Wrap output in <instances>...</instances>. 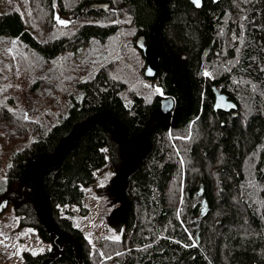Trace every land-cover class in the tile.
<instances>
[{"label":"trees","instance_id":"16d2710c","mask_svg":"<svg viewBox=\"0 0 264 264\" xmlns=\"http://www.w3.org/2000/svg\"><path fill=\"white\" fill-rule=\"evenodd\" d=\"M142 155L121 239L92 248L59 207ZM2 202L50 244L20 264H264V0H0Z\"/></svg>","mask_w":264,"mask_h":264},{"label":"rangeland","instance_id":"374dc122","mask_svg":"<svg viewBox=\"0 0 264 264\" xmlns=\"http://www.w3.org/2000/svg\"><path fill=\"white\" fill-rule=\"evenodd\" d=\"M53 16L56 22L57 17L68 22L67 17L60 15L57 11ZM155 84L156 81L153 82V90ZM76 96L80 100L79 90L76 91ZM48 107L51 108V104ZM116 177L113 166L109 163L94 171L93 183L82 187L84 194L82 208L85 209V214H81L82 208L74 204L59 207L60 215L68 218L74 227L83 232L92 248H95L105 238L120 240L122 237L124 227L120 226L116 229L110 221L113 211L119 206L118 201L109 193H97V189L108 186ZM49 248L50 244L40 240L35 229L18 227V216L14 215L11 205L0 213V264H20V254L23 251L35 255Z\"/></svg>","mask_w":264,"mask_h":264},{"label":"water","instance_id":"95a60500","mask_svg":"<svg viewBox=\"0 0 264 264\" xmlns=\"http://www.w3.org/2000/svg\"><path fill=\"white\" fill-rule=\"evenodd\" d=\"M194 7L200 8L202 6V0H199V6L193 2V0H189ZM218 0H212L213 3H216ZM135 47L140 51L142 57L145 60V67L143 70V74L146 78H152L155 75L156 69L158 68V63L160 60L159 54L157 50L150 44H147L143 36H138L135 40ZM157 92V91H156ZM159 94V92H157ZM215 98L212 103L213 110H222L225 112H234L236 109V105L233 101L228 100L225 94L221 93L218 90L214 92ZM162 96V95H161ZM163 98L160 101V109L164 114L171 113L174 109L173 99L167 96H162ZM236 115V112L233 113ZM145 155V153H144ZM144 155L140 156L134 163L130 166L125 167L120 173H118L115 182H114V192L117 196V201L119 206L113 211L112 216L113 219L122 222L125 218L129 207V201L125 196V190L128 186V181L132 173H134L141 159ZM199 190L198 192H200ZM203 202V201H202ZM7 202H2L0 204V213L4 211L7 207Z\"/></svg>","mask_w":264,"mask_h":264},{"label":"snow or ice","instance_id":"6c2138e0","mask_svg":"<svg viewBox=\"0 0 264 264\" xmlns=\"http://www.w3.org/2000/svg\"><path fill=\"white\" fill-rule=\"evenodd\" d=\"M193 2L196 3L197 6H199V0H193ZM56 20H57V23H58V24L66 25V22L63 21V20H60L59 17H57ZM205 75H207V73H205ZM156 91L159 92L160 89L157 88ZM117 239H118V237H117ZM34 254H35V253H34Z\"/></svg>","mask_w":264,"mask_h":264},{"label":"bare ground","instance_id":"6f19581e","mask_svg":"<svg viewBox=\"0 0 264 264\" xmlns=\"http://www.w3.org/2000/svg\"><path fill=\"white\" fill-rule=\"evenodd\" d=\"M224 94V93H223ZM226 96V95H225ZM214 98H215V94H214ZM226 98H227V96H226ZM228 99V98H227ZM229 100V99H228ZM173 111V110H172Z\"/></svg>","mask_w":264,"mask_h":264},{"label":"crops","instance_id":"0c3cea01","mask_svg":"<svg viewBox=\"0 0 264 264\" xmlns=\"http://www.w3.org/2000/svg\"><path fill=\"white\" fill-rule=\"evenodd\" d=\"M24 228H28V227H24Z\"/></svg>","mask_w":264,"mask_h":264}]
</instances>
